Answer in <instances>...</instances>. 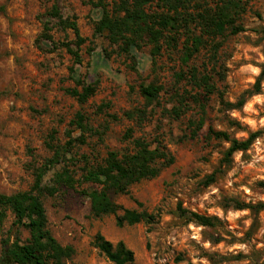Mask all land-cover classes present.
Listing matches in <instances>:
<instances>
[{
    "label": "rangeland",
    "instance_id": "374dc122",
    "mask_svg": "<svg viewBox=\"0 0 264 264\" xmlns=\"http://www.w3.org/2000/svg\"><path fill=\"white\" fill-rule=\"evenodd\" d=\"M240 1L244 12L236 24L244 32L227 33L214 56L209 45L203 46L185 65L181 62L184 37L158 56L151 55L149 45L127 55L104 36L94 37L98 12L87 0H0V195L31 188L32 170L52 156L47 143L67 142L73 128L69 122L77 112L92 129L84 134L85 145L66 154L74 189L60 188L41 197L48 230L61 246L74 250L65 264H111L92 245L97 233L113 244L122 241L137 264H264V209L254 213L224 207L225 199L264 205V78L259 94L247 98L240 109L227 110L220 102L222 97L234 104L251 90L264 62V0ZM55 2L64 19L75 18L79 35L86 40L79 47L78 64L62 46L70 43L75 49L71 30L54 27L51 35L58 44L54 51L39 40L44 15ZM187 66L209 76L214 92L204 95L203 88L193 86ZM70 69L82 81L98 83L84 104L67 93L80 91ZM177 73L184 77L178 79ZM150 83L160 91L157 101L147 106L139 87ZM193 96L204 106V114L192 103ZM178 101L190 108L182 106L176 113ZM136 109L146 110L140 123L123 116ZM200 118L204 123L193 137ZM209 128L239 141L252 133L258 136L247 151L235 153L222 166L212 184H205L229 147L223 140H207ZM129 129L133 138L157 139L174 160L156 178L132 185L129 195L116 199L124 209L153 215L155 222L117 227L113 215H90L89 200L81 192L94 187L81 180V169L86 163L101 162L109 151H130L132 145L124 138ZM63 166L61 162L51 169L43 184L51 185L54 172ZM179 206L219 222L213 228L199 226L181 217ZM13 221L7 211L0 224L1 261L4 240L28 238L26 230L12 227Z\"/></svg>",
    "mask_w": 264,
    "mask_h": 264
},
{
    "label": "trees",
    "instance_id": "16d2710c",
    "mask_svg": "<svg viewBox=\"0 0 264 264\" xmlns=\"http://www.w3.org/2000/svg\"><path fill=\"white\" fill-rule=\"evenodd\" d=\"M87 1L98 12L93 36H104L111 46H116L127 55L134 49L149 45L151 55L158 56L164 47H175L178 39L184 37L181 62L187 65L190 58L197 54L203 46L209 45L214 56L227 33L237 35L244 32L243 27L236 24L240 14L244 12L240 0H219L214 5H210L209 0ZM72 19H64L58 3H53L44 15L39 40L47 45L49 51H54L58 46L51 35L54 27L56 26L63 32L71 30L76 38L75 49L70 43H64L62 46L78 64L80 62L78 50L86 40L80 37L75 18ZM197 31L199 34H196ZM261 34L264 38V29L261 30ZM212 58V60L216 59ZM187 67L190 83L193 86L203 88L204 95L214 92L215 88L210 83L209 76L199 74L194 66ZM70 75L80 91L72 89L67 90V93L79 104L86 103L94 95L98 83L82 81L73 69H70ZM182 77H184L183 73H177L178 79ZM263 78L264 62L252 89L244 92L234 104L224 102L220 97L221 105L227 110L240 109L246 103L247 98L259 94ZM159 91L160 87L154 83L139 87L140 96L147 106L157 101ZM192 103L197 104L200 112L204 114V106L200 104L196 96L192 97ZM177 104L178 106L173 109L176 113L184 106L180 101ZM101 108L99 107V111H102ZM184 108H190V105H185ZM123 116L140 123L139 118L142 116L141 120H143L146 110L136 109L124 113ZM203 123L204 119L200 118L194 124L193 137L196 136ZM230 125L234 124L230 123ZM69 126L73 128L68 133V140L63 146L47 143L52 156L45 160L43 165L32 170L33 185L31 188L10 196L0 195V224L5 219L6 212L10 211L14 216L12 227L22 228L28 232V238L23 242L18 237L11 242L9 238L2 242L4 259L0 260V264H65L74 255L71 246H61L48 230L46 212L41 201V197L45 194L52 196L60 188L74 189L75 187L73 172L66 167V154L76 145H85L84 134L91 133L92 129L81 112L75 114ZM74 131L79 132L77 137L72 136ZM132 132L129 129L124 137L132 145L130 151H109L101 162L93 165L86 163V166L81 169V180L94 187L81 192L89 200L90 215L92 218L113 215L117 227L132 226L141 222L146 224L155 222L153 215L145 211L124 209L116 203V199L119 196L129 195L132 185L156 178L174 160L157 139L148 142L144 138H133ZM257 136L258 133H252L247 139L239 141L230 138L226 132L213 131L209 128L206 135L207 140H223L229 144V147L224 152L219 167L206 178L205 184H212L216 179V174L221 172L222 166L228 165L235 153L247 151ZM61 162L64 166L60 171L54 172L49 180L51 185L43 184V178L47 173ZM224 207L239 211L250 210L254 213L264 209L263 204L250 205L234 199H225ZM178 212L181 217L202 227L213 228L219 222L216 217L199 215L181 209L180 206ZM92 245L111 264H137L133 252L122 241L113 244L97 233Z\"/></svg>",
    "mask_w": 264,
    "mask_h": 264
}]
</instances>
